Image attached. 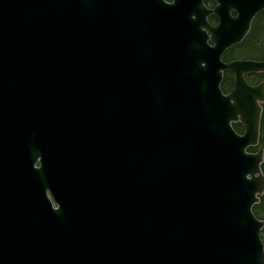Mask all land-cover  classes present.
<instances>
[{
    "label": "water",
    "instance_id": "water-1",
    "mask_svg": "<svg viewBox=\"0 0 264 264\" xmlns=\"http://www.w3.org/2000/svg\"><path fill=\"white\" fill-rule=\"evenodd\" d=\"M262 9L0 0V264H264Z\"/></svg>",
    "mask_w": 264,
    "mask_h": 264
},
{
    "label": "trees",
    "instance_id": "trees-1",
    "mask_svg": "<svg viewBox=\"0 0 264 264\" xmlns=\"http://www.w3.org/2000/svg\"><path fill=\"white\" fill-rule=\"evenodd\" d=\"M205 2L209 5H212L215 0H205ZM210 20L212 22L217 21V15L211 14ZM264 24V10L258 13L252 25H263ZM260 31H264L261 29H256L252 27L247 36L239 43L234 44L232 47L228 48L223 55L225 60H231L233 58H254L258 59L264 56V40L260 37H255V35L259 34ZM222 88L224 91H228L231 89L233 85V74L231 70H225L223 80L221 82ZM236 128H239L235 125ZM264 144V110L261 118V129H260V142ZM264 148V146H262ZM262 169L264 171V160L262 162ZM254 212L260 218L264 219V193L261 195L260 200L254 204ZM261 235L264 240V226L261 229Z\"/></svg>",
    "mask_w": 264,
    "mask_h": 264
},
{
    "label": "flooded vegetation",
    "instance_id": "flooded-vegetation-1",
    "mask_svg": "<svg viewBox=\"0 0 264 264\" xmlns=\"http://www.w3.org/2000/svg\"><path fill=\"white\" fill-rule=\"evenodd\" d=\"M171 1V0H170ZM216 1L217 0H215V2L212 4V5H209V6H211V7H213L215 4H216ZM262 10H264V9H262ZM262 10H260L258 13H260ZM232 13H236L235 12V10H232ZM257 13V14H258ZM256 14V15H257ZM255 15V16H256ZM255 18V17H254ZM254 18H253V20H254ZM253 20H252V23H253ZM217 22V21H216ZM216 22H213V23H216ZM252 27H254V28H256V29H261V30H264V24L263 25H252L251 24V26H250V29H249V31L247 32V34L250 32V30L252 29ZM247 34L245 35V37L247 36ZM244 37V38H245ZM255 37H260V38H262L263 40H264V31H260L259 32V34L257 35H255ZM243 38V39H244ZM242 39V40H243ZM241 40V41H242ZM240 41V42H241ZM239 43V42H238ZM236 44V43H235ZM234 45V44H233ZM232 45V46H233ZM231 46V47H232ZM230 48V47H229ZM226 52V51H225ZM264 58V56L263 57H260V58H258V59H263ZM230 70V69H229ZM231 72H232V74H233V85H232V87H231V89L233 88V86H234V80H235V76H234V72L231 70ZM246 78H247V80L249 81V83H251V84H259V83H261V82H264V71H250V72H247L246 73ZM231 89H229L228 91H230ZM261 104H262V113H263V110H264V101H262L261 102ZM262 118V117H261ZM260 129H261V127H260ZM39 164V162H37V165ZM54 201V200H53ZM59 204L58 203H56L55 201H54V206H58Z\"/></svg>",
    "mask_w": 264,
    "mask_h": 264
},
{
    "label": "rangeland",
    "instance_id": "rangeland-1",
    "mask_svg": "<svg viewBox=\"0 0 264 264\" xmlns=\"http://www.w3.org/2000/svg\"><path fill=\"white\" fill-rule=\"evenodd\" d=\"M226 70H229V69H226ZM234 126L237 125L239 128H237L239 131H243L244 130V125L242 124V122L240 120H237V121H234ZM260 146H264L263 143H259L258 145L256 146H250L249 147V150H257L258 147Z\"/></svg>",
    "mask_w": 264,
    "mask_h": 264
}]
</instances>
